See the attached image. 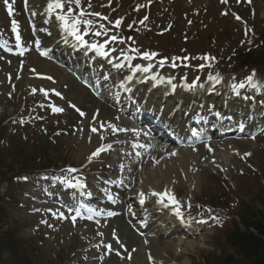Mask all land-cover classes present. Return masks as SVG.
<instances>
[{
  "label": "rangeland",
  "instance_id": "1",
  "mask_svg": "<svg viewBox=\"0 0 264 264\" xmlns=\"http://www.w3.org/2000/svg\"><path fill=\"white\" fill-rule=\"evenodd\" d=\"M187 3V0H185ZM250 8L246 9L240 7L243 10V18L254 24V27L259 31L264 30V0H252L251 4L248 3ZM188 7H182V11L176 13L175 23L177 27H180L182 32L179 36L175 34L167 36V40L164 38L163 50H169L176 48L179 51L181 47L185 46V43L181 42L180 36L184 35L186 27L189 25L185 24L187 18H183L181 14L187 13L189 9L192 8L190 4ZM200 6H196L198 8ZM214 7V5H211ZM210 7V8H211ZM219 7V6H217ZM221 8V7H219ZM201 9L194 10L193 12H199V17L202 18V26L200 23H191L192 29L189 32L190 41L188 46L193 52H207L209 47L214 45V43L219 44L220 47H224L225 43H231L237 49H245L244 44L240 45L239 30L236 25L232 22H226L223 18L219 16L218 10L216 8L211 10L208 14L200 12ZM195 15V14H194ZM189 16V14H187ZM3 20V19H2ZM199 21V20H197ZM195 32V33H194ZM243 42V39H240ZM173 47V48H172ZM10 66H6L9 68ZM236 68V65H235ZM227 69H229L227 67ZM259 73H264V66L257 69ZM8 89L3 88L0 91V134L3 135V127H9L7 122L13 115L20 113L22 111L21 98L18 96L14 97L11 101L7 100L6 97L10 92H6ZM8 93V94H7ZM10 132H14L10 130ZM25 137L23 139L27 142H21L16 144L18 147L17 151H5L0 143V202L1 208L5 211L0 213V264H70V251H72L71 243L76 240V232L65 230L61 236H57L54 241L46 240L42 237L43 241L39 238H30V228L33 223L32 218L22 214L21 210V199L16 198L15 193L11 192L9 195L3 198L7 193L6 185L9 179L13 175H18L21 172L34 170L36 166L42 165L43 161L40 162V157H48L47 154L52 152L50 149L42 148L43 145L48 144L46 141L43 142V137L36 135V132L32 134L30 131H23ZM64 139H61L59 143H63ZM49 145V144H48ZM49 147H51L49 145ZM61 151H67L64 148ZM77 153V152H76ZM69 156L68 153H63L65 156L64 160H78L77 154ZM264 170L263 167L259 168ZM264 178H260L256 183L253 180L244 181L241 186H238L237 196L244 203H256L254 200L258 197L257 193L260 188L264 187ZM205 182L200 184V188L195 190V196H200L203 200L207 199V195L211 196L209 191L204 189ZM3 198V199H2ZM14 199H17L14 202ZM258 199V198H257ZM7 202V203H6ZM9 231L10 236L2 237L3 231ZM72 233V236H70ZM71 237V238H70ZM74 238V239H73ZM71 240H73L71 242ZM196 247L189 252L188 263H192L193 260L200 264H216L217 258H222V255H226L230 252L231 248L224 244L221 234L216 232L211 233L209 231L207 234L202 235L201 238L195 240ZM41 243V244H40ZM186 242L181 243V248L184 249ZM129 247V246H128ZM178 264H183L185 255L180 254L176 257L177 252H172L171 250L166 251ZM108 264H114V260L111 259ZM113 262V263H112ZM73 264V262L71 263ZM248 264V263H244Z\"/></svg>",
  "mask_w": 264,
  "mask_h": 264
},
{
  "label": "snow or ice",
  "instance_id": "2",
  "mask_svg": "<svg viewBox=\"0 0 264 264\" xmlns=\"http://www.w3.org/2000/svg\"><path fill=\"white\" fill-rule=\"evenodd\" d=\"M223 3H227V0H222ZM239 2V0H238ZM247 2L249 4H251L252 0H247ZM4 3L5 5L7 6V10H8V15L11 17L13 15V7H12V4L9 3V0H4ZM27 4H28V0H25V5L27 7ZM67 5V11L65 12V6ZM75 6V9H78L79 12L77 13L75 10H74V7ZM88 7L90 8L91 7V0H88ZM59 10V11H57ZM46 13L49 15V16H52V15H55V19L60 21V26L61 28L63 29V31L74 38V40L77 42L78 45H83L85 46L86 49H89V50H94L99 56H104V57H107L109 56V52L105 50V43H89L88 41H86L84 39V35L87 34L88 30L91 28V25L93 24V21L90 20V19H84L85 16H96V17H100L101 19H108L107 17H103L101 16V13L99 12H85L84 9L82 8V0H48L47 2V7H46ZM33 15H35V13H33ZM147 19V17H145V20ZM236 19H241L239 16L236 17ZM143 22V21H142ZM122 23V18L120 19H117L114 23V27L116 28H119V26L121 25ZM84 25L85 28L82 32L81 30V25ZM131 27V26H129ZM101 28H104L103 25H101ZM248 31H251V30H248ZM12 32L15 33V38H16V45L18 48H21V51L19 52V55H23L24 54V50L22 48V41H21V35H20V31H19V24L16 20H12ZM96 36H100V35H106L107 34V29H105L103 32H100V31H96L94 33ZM247 34V32H246ZM119 38L115 35H113L111 37V40L112 41H116L118 40ZM123 42V41H121ZM36 44L39 45V41H36ZM0 47H6V43H0ZM9 51L11 49H8ZM133 51H137L136 49H134ZM41 55H47L46 52H41ZM157 54L156 53H148V52H144L142 54L143 56V59L145 60H151L153 57H155ZM126 60H130L131 57H128V56H125L124 57ZM205 59H214V58H209V57H205ZM164 61H160V64L163 65ZM124 65L122 64H117L115 65V67L117 68H121L123 67ZM173 66H175V64H173ZM201 67H203V65H201ZM152 68V65H148L147 67H143L141 68L139 65L136 66V70L137 71H141V72H144V73H148ZM34 71V70H33ZM255 76H256V73L253 72L251 75H249L247 78H246V81H247V86L248 87H251L253 88L254 90L255 89H259L260 88V85L256 82L255 80ZM18 78V77H17ZM48 79H52L51 77H48ZM105 79H107V77H105ZM128 80H132V77L129 76L127 78ZM153 80H156L157 77L156 76H153L152 77ZM209 79L211 80H214L215 83H220V77L219 75H217L216 77H210ZM162 82V81H160ZM168 83L171 84V79L168 80ZM121 87H124V85L122 84ZM173 88H175V85H172ZM193 87V85H189V88ZM246 87V84L245 82H240L238 84H233L231 86L232 88V92L235 93L237 96L240 95V90L241 89H244ZM36 90L33 89V92H35ZM41 91L44 93L45 96H47V91L41 89ZM54 91V90H53ZM57 96H60L61 94L59 92H56L55 93ZM62 98V97H61ZM73 108H75V110L80 114V116H84L85 113L83 111H81L79 108H77L75 105H71ZM52 108V111L54 113H60V112H63L64 109L63 108H60L58 106H55V105H52L51 106ZM217 116H220L219 113L216 114ZM110 127H112L110 125ZM115 130V129H113ZM241 130H243V128L241 127ZM93 132L96 131L95 128L92 129ZM198 133L195 131V130H192V136L193 137H198ZM254 138V137H253ZM199 142V141H198ZM106 149L104 147H99L97 148L94 152L91 153V155H89L87 157V162L88 163H91L92 160L96 157H99V155L104 152ZM209 150L211 151V148H209ZM175 153H173L174 155ZM245 156H250L251 153L249 152H246L244 154ZM67 172H77L78 169L76 168H69L66 170ZM24 179H27V177H25ZM44 179H49V177H44ZM53 180V182H59L60 184H67L70 188H74V189H84L87 187V185L80 179H76L75 183H73L72 180H69L67 179L66 177H52L51 178ZM106 183H111V181H106ZM105 193L107 194V198L112 202V203H116L117 201V197L114 196L109 190L107 189H104ZM87 195L91 196L92 193L91 192H88ZM152 196H156V197H159V200H158V203L162 204L163 206L167 207L168 205L165 204V198H167V200L174 204V205H178V201L175 199V196L170 192V191H165V192H153L151 194ZM140 203L143 204L144 203V193H141L140 194ZM87 211L89 213H94L95 215L99 216L101 215V213L99 211H97L96 209L94 208H88ZM175 214L177 216H182L180 210H179V207H176L175 209ZM61 216H63V213L60 214ZM81 215V212H80V209L79 208H76L75 209V215L72 217V220L75 221L76 220V217L80 216ZM107 216H114V215H117V213L113 212V211H108L106 213ZM88 219H92V216L89 215L87 217ZM218 220V218H216ZM203 222V221H201ZM101 235H103V233H101ZM113 237L115 238V242L117 244L120 245L121 248L124 247V245L119 241V238L116 237V233L115 231H113ZM105 248L111 252V251H115V249L113 248V246L111 244H105L104 245ZM135 251V250H133ZM116 255H120V253L117 251L116 252ZM130 258V257H129ZM101 260H103V257H100Z\"/></svg>",
  "mask_w": 264,
  "mask_h": 264
},
{
  "label": "bare ground",
  "instance_id": "3",
  "mask_svg": "<svg viewBox=\"0 0 264 264\" xmlns=\"http://www.w3.org/2000/svg\"><path fill=\"white\" fill-rule=\"evenodd\" d=\"M141 1L149 2L151 0H141ZM41 65L47 66V64H41ZM40 69L46 70V68L42 66L40 67ZM46 72L54 74L56 77L59 78V82H61V77L56 72H51L50 70H47ZM72 96L75 97V99H78L77 96L73 93H72ZM239 143L240 142L234 143L233 149H240ZM243 147L247 148L248 145H244ZM86 150H88L87 147L82 145L81 149L78 151V157L81 161L83 160V157L85 156ZM226 156L230 157L229 154H227ZM211 158H213V156ZM195 160L196 159L194 157L187 158V156H183L182 158H176L175 160H171L170 162L165 163L164 166L160 165L159 167H157V169L154 172L149 173L147 175V181L150 182L152 179H154L155 181L161 180L163 185H168V186H171V184L174 182V184L177 183L176 187L182 186L188 189L192 187V183H195V190H197L200 188L201 182L203 180L205 181L204 178L206 177V172L204 171V169H202L200 174L196 173V175L194 174V176L188 173L187 168L191 166L193 163H195L196 162ZM223 163H225L226 165L228 164L227 161H224ZM181 173L184 174L185 179L181 178L180 176ZM130 242L131 244L137 245V242H134V241H130ZM195 245H196L195 242L188 244L184 252L189 249H192L193 247H195ZM157 246H159L162 250H167L168 248H172V249L175 248V246L171 242H164L160 245L157 244ZM141 253L143 252L140 251L134 255L132 264H138L144 261Z\"/></svg>",
  "mask_w": 264,
  "mask_h": 264
},
{
  "label": "trees",
  "instance_id": "4",
  "mask_svg": "<svg viewBox=\"0 0 264 264\" xmlns=\"http://www.w3.org/2000/svg\"><path fill=\"white\" fill-rule=\"evenodd\" d=\"M245 58H246V61H250V56H245ZM238 235H239V234H238L237 232H235V233L232 234V237L236 240V237H237ZM246 237H247V236H246ZM251 239H252V237H251ZM237 240H238L239 242H241V238H237ZM244 243H248V242L244 240ZM259 264H262V263H259Z\"/></svg>",
  "mask_w": 264,
  "mask_h": 264
}]
</instances>
